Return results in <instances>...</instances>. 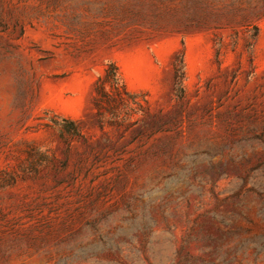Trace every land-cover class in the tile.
<instances>
[{"label": "rangeland", "instance_id": "rangeland-1", "mask_svg": "<svg viewBox=\"0 0 264 264\" xmlns=\"http://www.w3.org/2000/svg\"><path fill=\"white\" fill-rule=\"evenodd\" d=\"M0 264H264V0H0Z\"/></svg>", "mask_w": 264, "mask_h": 264}, {"label": "trees", "instance_id": "trees-1", "mask_svg": "<svg viewBox=\"0 0 264 264\" xmlns=\"http://www.w3.org/2000/svg\"><path fill=\"white\" fill-rule=\"evenodd\" d=\"M172 68L173 94L181 100L185 95L184 82L186 78L184 47L174 56ZM94 92L93 102L101 122L106 119L107 114L111 115L117 121L120 120V106L125 103H130V101L136 98V95L127 89L114 63L107 64L105 76L97 80ZM61 126L67 132L77 133V127L74 121L63 120Z\"/></svg>", "mask_w": 264, "mask_h": 264}]
</instances>
